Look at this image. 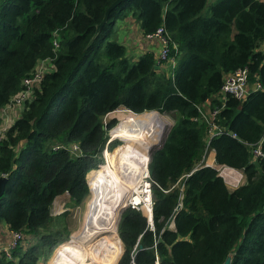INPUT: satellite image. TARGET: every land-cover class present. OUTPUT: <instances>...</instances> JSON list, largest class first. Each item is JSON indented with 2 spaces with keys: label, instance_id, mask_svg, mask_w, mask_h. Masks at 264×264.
Masks as SVG:
<instances>
[{
  "label": "trees",
  "instance_id": "obj_1",
  "mask_svg": "<svg viewBox=\"0 0 264 264\" xmlns=\"http://www.w3.org/2000/svg\"><path fill=\"white\" fill-rule=\"evenodd\" d=\"M113 1L0 0V110L39 62L49 66L0 141V176L6 177L0 223L21 234L9 258L0 250V264H41L53 247L48 264H86L85 258L91 264L152 263V232L143 212H121L116 225L121 246L99 239L88 248L67 240L66 210L51 213L57 196L66 194L72 207L87 196L84 175L100 163L106 139L101 120L115 109L174 116L148 164L159 264H222L228 255L230 264H264V158L252 155L258 142L264 153V0H215L207 13V0H123L94 34ZM127 15L142 37L163 26L177 46L171 75L154 68L151 51L135 60L126 55L113 34L115 21ZM241 67L247 69V94L242 100L230 95L218 100L224 75ZM200 105L217 109L213 123L221 133L208 143L196 110ZM117 116L122 117L119 137L125 124L136 121L121 112ZM139 116L155 125L156 137L163 135L164 121L156 113ZM134 126L122 129L126 140ZM138 126L141 148L151 125ZM59 144H75V155L53 149ZM206 146L217 164L242 175L240 185L228 189L213 167L197 165ZM125 147L114 145L113 163ZM143 162L134 149L123 151L121 176L136 183ZM103 164L86 173L90 191L98 175L111 173L106 154ZM117 185L123 204L128 192ZM98 188L101 201L92 203L83 235L120 202L114 183L104 181ZM119 208L87 242L114 225Z\"/></svg>",
  "mask_w": 264,
  "mask_h": 264
},
{
  "label": "built area",
  "instance_id": "obj_2",
  "mask_svg": "<svg viewBox=\"0 0 264 264\" xmlns=\"http://www.w3.org/2000/svg\"><path fill=\"white\" fill-rule=\"evenodd\" d=\"M144 38L145 39H152V40H155L158 42L159 49H158L157 54L154 55L155 64L158 67L167 68L169 71L168 74L171 75L172 69L175 66L174 54H176V52H177V46L171 40V38L169 37L168 33L165 31L163 26L159 25L158 27L155 28L154 31L145 35ZM171 51H172V54H171ZM45 63L46 62H44V61L38 63L37 67L32 72V74L29 77H26L22 80L23 89H21L14 97H12L9 100V102L7 104H5L1 108V110H0V141H1L4 133L6 132L7 127L9 126L7 123L8 117H7L6 112L8 110L19 109L21 107V103L23 101L29 100L31 98L32 85L39 80L41 73L43 72V69H45L44 68ZM258 88H260V85L258 83H256L255 89H258ZM247 92H248L247 69L245 67H241V68H237L231 72H227L224 75L222 84L219 88V92H218V95L216 96V98L218 100H222L225 98L226 95H230L237 100H242L243 97L247 94ZM196 110L199 114L200 119L202 121H204L206 124V127H207L206 133L208 134L207 135V143H208V139L211 136H214L216 134L221 133V129L218 126H216L215 123H213V117L216 115L217 109L214 108V109L210 110L205 105L204 106L200 105V106H196ZM119 112L123 113V115H128V116L129 115L130 116H138V115H141V114H144L147 112H153V113H156L157 116H159V112H157L155 110L143 111L141 113H134V112H132L130 110H126V109H115V110L108 112L102 118L103 123H105L104 118L106 116L111 115V117H114ZM167 123L169 125H172L173 121H172V124H170L168 121L166 122V124ZM169 125H165V126L168 127ZM113 126L114 125H112L110 128H106L102 124V128L110 129L107 136H106V139L104 141L103 147L101 149V153H102V156L104 158V162H105L106 149H108V147L111 145V143L114 141L119 142L118 140H120L121 143H123L122 139H117V138L110 136L111 129L115 127V126L114 127ZM165 126H164V130H165ZM232 136H233V134H232ZM262 138H264V133L262 135ZM160 139H161V137L158 139L157 143H155L154 145H157L160 142ZM58 148L67 149L73 155H75V152L77 150V146L75 144H72L70 146H66L65 144L64 145L59 144V145L53 146V149H58ZM151 152H148V155L145 158L144 174H143L141 181L139 182V184L137 186V192H133L132 194H130L126 198V201L123 204H121V206L117 212V217H116L113 228H110L107 231L100 232V234L93 236L89 242H87L86 240H84L80 236L75 235L76 244L79 247H85L88 243H91V242L94 243L96 240H99V239H104L101 241H105V242L107 240H111L112 242H114L115 246H117L119 244L121 246L120 240H119L118 235H117V229H116L117 221H118L120 214L123 210L131 209V210H134L136 212H143L145 214L147 230L152 232V239H153V242L151 244V248L153 249L152 250L153 251V260H152L151 264H159V256L156 253L157 239L154 235V225L152 222V200H151V187H150L151 186V179H150L149 172H148V164L150 161ZM204 154H205V150H204L203 155H202V157H201V159L197 165L213 167L217 171L218 175L222 177L225 185L226 186L229 185L230 187H232V189L236 188L238 185L241 184L242 175L239 172H237V171L233 170L232 168H229L225 165L217 164L212 156L209 158V155L212 154V150H210V154L208 156H206V158H205ZM252 155L260 156V157L264 158V153L261 152V150H260V142L256 143L255 146L252 148ZM98 166H101V165H98ZM1 176L4 177L5 175L2 174ZM86 184L88 186V192L90 194L91 191H90V186H89V183L87 182V179H86ZM178 204H180V203H178ZM51 213L53 215L60 213L59 211L53 210V203H52V207H51ZM169 224H171L173 227V224L171 222ZM169 224H168V228H170ZM82 229L83 228H81V227L76 228L75 233L78 231L80 232ZM9 235H10V238H9V242H8L7 246L4 248L0 247V250L5 254V256L7 258L10 257L9 253L11 252L12 248L15 247L16 243L21 239V234L19 231L11 230V231H9ZM69 238H70V235H69ZM135 246H136V244H135ZM83 261H84L83 263L91 264V262L88 258L87 259L85 258ZM131 264H133L132 261H131Z\"/></svg>",
  "mask_w": 264,
  "mask_h": 264
},
{
  "label": "rangeland",
  "instance_id": "obj_3",
  "mask_svg": "<svg viewBox=\"0 0 264 264\" xmlns=\"http://www.w3.org/2000/svg\"><path fill=\"white\" fill-rule=\"evenodd\" d=\"M215 0H207L206 1V3H205V6H204V13H207L208 12V5L209 4H211L212 2H214ZM116 23H115V25H114V27H115V29H114V34H113V36H115L116 37V39H117V41L119 42V43H121L125 48H127V44H123V42H122V39H123V34H121V30H119L118 28H116L117 27V24H118V21L116 20L115 21ZM121 29V28H120ZM112 38V37H111ZM127 55V54H126ZM134 55V56H133ZM128 57H130L131 58V60H135L136 59V55L135 54H132V56L131 55H127ZM44 68H46V69H49V66H47V62L45 63V67ZM162 71L163 72H165L166 74H168V69L167 68H163L162 69ZM36 83H34L33 84V86L35 85ZM124 116V115H123ZM159 117H160V119L162 120V121H164V124L165 125H169L168 123L166 124V122L168 121L170 124H172V121H173V119L172 118H174V116H171V115H169V114H162V113H159ZM120 118H122V117H118L117 115L116 116H114V117H111V115H109V116H106L105 118H104V120H105V123H103V119L101 120V123L103 124V126H106V124H107V122H109L110 120H114V123H113V125L114 126H116V124L119 122V120H120ZM142 122H148V120H145V121H142ZM133 124H129L128 126H125V127H129V126H132ZM113 126V127H114ZM124 126L122 127V129H124L125 128ZM166 127V126H165ZM103 130H104V132H105V135L107 136V134H108V132H109V130L110 129H106V128H103ZM122 131V130H121ZM121 131H120V134H121ZM119 142H112L111 143V145L108 147V149H106V153H109V155L112 157V160L115 158V155H116V153L114 152V151H112L113 150V147H114V145L115 144H120L121 143V141L120 140H118ZM147 142H149V141H145V144H147ZM123 144H124V142H123ZM210 154V150L207 148V147H205V154H204V156H205V158H206V156H208ZM100 159L101 160H99L100 161V163H98V165H102L103 163H104V158H103V156H102V153H101V151H100ZM108 162V161H107ZM98 165H95L94 167H91L90 169H88L87 171H86V173L89 171V170H93L94 168H96ZM104 165V164H103ZM111 169V168H110ZM112 171V170H111ZM113 172V171H112ZM86 173H85V175H84V179L86 180ZM105 181H107V182H112V183H114L113 181H111V180H105ZM86 182V181H85ZM104 182V181H103ZM115 185H116V187L118 188V190H119V192H120V202L118 203V205L116 206V207H113V206H111V208H114L113 210H115V209H118L120 206H121V203H122V201H123V193H122V191H121V189H120V187L116 184V183H114ZM87 185V184H86ZM98 186H99V184H97L96 185V187L94 188V190H92V194L95 196V197H97L96 196V194H95V191H97V190H99V188H98ZM227 188L228 189H232V187H230L229 185H227ZM87 190H88V186H87ZM94 197V198H95ZM67 195L65 194V195H60V196H57V198L54 200V203H55V205H58V210H56V211H59V212H61V211H64V210H66L67 212H68V214H69V217H70V220H69V225H68V227H69V232H68V235H67V240L69 239V235H71V233L72 232H74V235H76V233H75V229L76 228H78V227H81V223L83 222V218H84V216H85V214L87 213V211L90 209V207H91V205H92V203L95 201V199L92 197L91 199H90V201H89V198H90V196H89V192H88V194H87V196L83 199V201L77 206V207H72V206H69V203H67L68 201H67ZM98 198V197H97ZM100 200V199H99ZM88 201H89V203H88ZM101 201V200H100ZM99 201V202H100ZM87 203H88V206H87ZM103 203V202H102ZM104 204V203H103ZM61 205V206H60ZM105 205V204H104ZM106 206V205H105ZM87 207V208H86ZM110 216H111V214H110ZM169 226H170V228H172V225L171 224H169ZM72 239L73 240H75L73 237H72ZM76 241V240H75ZM91 244V243H90ZM89 244V245H90ZM89 245H88V247H89ZM54 248V247H53ZM51 249L50 250V252L46 255V257H44V258H41L40 260H41V264H48V260H49V258H51V256H52V254H53V251H54V249L56 248H54V249Z\"/></svg>",
  "mask_w": 264,
  "mask_h": 264
},
{
  "label": "bare ground",
  "instance_id": "obj_4",
  "mask_svg": "<svg viewBox=\"0 0 264 264\" xmlns=\"http://www.w3.org/2000/svg\"><path fill=\"white\" fill-rule=\"evenodd\" d=\"M130 118L132 119V120H135L136 122L135 123H133V125H136V126H134L133 127V129L131 130V133H132V135L130 136L131 137V139L129 138V140H126V138H127V136L126 135H119V137L118 136H116V132H117V130H118V128H119V123L114 127V128H112L111 129V131H110V136L111 137H114V138H117V139H122L123 140V142H124V144H125V148L118 154V157L116 158V161H115V163H113L112 162V160H111V157H110V155H109V153H106V158H107V161H108V164H109V166H110V168H111V170L113 171H111V173H107V174H100V175H98L96 178H95V180H94V182H93V184H92V188H91V192H92V190H94V188L96 187V185L97 184H101L103 181H105V180H111V181H114V183H117V184H119V185H121V186H123L124 188H125V190H127V192H128V196L130 195V194H132L133 192H137V186H138V184H139V182L141 181V179H142V177H143V174H144V164H145V158L147 157V155H148V152H145L144 150L146 149V148H150L152 145H154V143H156L158 140L157 139H159L161 136H159V138H154L155 136H154V124L152 123V122H150V121H148V123L151 125V134H150V136L146 139L147 141H149V142H147V144H143L142 146H141V148H140V137H139V126L138 125H140V122H142V121H140V120H142V118H144V116H130ZM145 121V120H144ZM129 125V124H128ZM121 130H122V128H121ZM120 130V131H121ZM135 133H133V132ZM138 136V137H137ZM157 140V141H156ZM128 148H132V149H134L135 151H137V152H139L142 156H143V159H144V162H143V168H142V172H141V174H140V177H139V179H138V181L136 182V183H134V184H131V183H129L128 181H126L122 176H121V174H120V169H119V160H120V156H121V154H122V152L123 151H125V150H127ZM90 192V193H91ZM97 192H98V190L97 191H95V194L97 195ZM90 196V199L93 197H95L92 193L89 195ZM94 199H96V200H98V198L97 197H95ZM90 210V209H89ZM89 210L87 211V213L85 214V216H84V218H83V222L81 223L82 225H81V228H85L83 225L85 224V220H86V216H87V214H88V212H89ZM113 211L114 210H112L111 211V213L110 214H112L113 213ZM110 214L106 217V219L100 224V225H97V226H95L92 230H90L89 232H87L86 234H81V232H82V230L79 232H76V235H78V236H80L81 238H83L84 240H87L88 238H90L91 236H92V234L94 233V232H96L97 230H99L104 224H105V222L108 220V218L110 217ZM114 226V225H113ZM113 226H111V228H113ZM72 237L76 240V238H75V235H74V232H72L71 233V235H70V238L72 239ZM74 240V241H75ZM90 243H88L86 246H85V248H88V245H89Z\"/></svg>",
  "mask_w": 264,
  "mask_h": 264
},
{
  "label": "crops",
  "instance_id": "obj_5",
  "mask_svg": "<svg viewBox=\"0 0 264 264\" xmlns=\"http://www.w3.org/2000/svg\"><path fill=\"white\" fill-rule=\"evenodd\" d=\"M117 21H118V24L116 28L121 30V34H123L122 42L123 44H127V48L125 49L127 55L132 56V54H135L137 58L138 55L144 51H151L154 53V55L157 54L158 49H159L158 42L152 39H145L144 37H142L141 31L139 30L137 22L134 20L133 17H131L130 15H127L125 16V18L118 19ZM260 49L264 52V43L260 46ZM158 68L163 69V67H158ZM6 114L8 117L7 123L9 125L14 120L16 115L18 114V109L8 110ZM118 114L119 113H117L116 115ZM125 126H128V124H125ZM154 136H155L154 138H159V136L156 137V127L154 128ZM210 157L211 155H209V158ZM243 181L244 179L242 177L241 183ZM98 201L100 200L98 199ZM58 209H59L58 205H55L53 201V210L56 211ZM9 238H10V235H9L8 228L5 226V224L0 223V247L2 248L6 247L9 242Z\"/></svg>",
  "mask_w": 264,
  "mask_h": 264
},
{
  "label": "water",
  "instance_id": "obj_6",
  "mask_svg": "<svg viewBox=\"0 0 264 264\" xmlns=\"http://www.w3.org/2000/svg\"><path fill=\"white\" fill-rule=\"evenodd\" d=\"M121 1L123 0H114L107 8L106 10L104 11V14H103V17H102V20L100 21L99 24H97L95 26V32L94 34H96L101 26L105 23V21L107 20V16H108V12L113 8L115 7L116 5H118ZM154 68L155 69H158V66L157 65H154ZM167 127H165V130L163 132V135L161 136V139H160V142L157 144V145H152L148 152H151V151H154L156 150L157 148H159L162 143L164 142V136H165V131H166ZM86 181V180H85ZM5 183H6V177L4 176H0V196L2 195L3 193V190H4V186H5ZM180 207V204H177L175 206V209H178ZM222 264H230V255L226 256V258L224 259L223 263Z\"/></svg>",
  "mask_w": 264,
  "mask_h": 264
}]
</instances>
